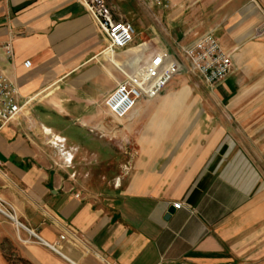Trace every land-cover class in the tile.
<instances>
[{
	"label": "crops",
	"instance_id": "0c3cea01",
	"mask_svg": "<svg viewBox=\"0 0 264 264\" xmlns=\"http://www.w3.org/2000/svg\"><path fill=\"white\" fill-rule=\"evenodd\" d=\"M108 1L135 27L128 48L81 0H0V69L23 105L0 130V196L46 242L0 212V264H264V153L236 150L235 110L167 91L208 31L233 59L228 93L238 69L263 72L264 0ZM161 50L179 73L113 118L106 96Z\"/></svg>",
	"mask_w": 264,
	"mask_h": 264
},
{
	"label": "built area",
	"instance_id": "2783aa9c",
	"mask_svg": "<svg viewBox=\"0 0 264 264\" xmlns=\"http://www.w3.org/2000/svg\"><path fill=\"white\" fill-rule=\"evenodd\" d=\"M149 9L170 8L172 0H139ZM85 8L91 13L98 27L106 34L110 47L125 49L135 41L136 30L133 23L119 16L118 8L108 0H81ZM7 57L14 55L10 43L4 45ZM185 59L193 72L199 74L209 86H217L225 81L232 72L233 59L224 49L213 31H208L193 43L182 46ZM31 62L27 60L26 66ZM180 63L176 59H169L164 51H159L152 60L142 66L133 67L126 73L124 80L118 83L113 92L104 99V104L113 118H125L143 98H154L179 73ZM18 86L0 69V130L14 120L22 111L23 105L19 101ZM27 102V101H25ZM1 165V162H0ZM175 208L187 207L184 202H176ZM0 212L15 220L18 227H25L39 241L46 243L34 230L20 222L0 196ZM65 239V235L61 236ZM53 249L59 251L55 246Z\"/></svg>",
	"mask_w": 264,
	"mask_h": 264
},
{
	"label": "rangeland",
	"instance_id": "374dc122",
	"mask_svg": "<svg viewBox=\"0 0 264 264\" xmlns=\"http://www.w3.org/2000/svg\"><path fill=\"white\" fill-rule=\"evenodd\" d=\"M135 1L131 0L133 4ZM156 27L163 28V21L157 16L153 17ZM251 70L238 69L236 72V84L232 87L231 93L226 91V79L217 86L207 85L196 72L189 67L184 68L182 72L170 84L169 90H179L186 85L192 95L188 104H193L195 109L219 108L222 110H235L236 116L230 118L232 125L236 127L235 137L230 135V140L236 143V150L242 148L248 141L253 157H257L253 152H259L261 155L262 146H264V71L257 72L254 68L253 75ZM250 74V75H248ZM127 123L120 126L124 128ZM247 126V128H243ZM125 135V134H124ZM124 141H129L130 136L125 135ZM229 139L228 136L226 140ZM246 148V149H247ZM262 157V156H260Z\"/></svg>",
	"mask_w": 264,
	"mask_h": 264
},
{
	"label": "water",
	"instance_id": "95a60500",
	"mask_svg": "<svg viewBox=\"0 0 264 264\" xmlns=\"http://www.w3.org/2000/svg\"><path fill=\"white\" fill-rule=\"evenodd\" d=\"M175 210V206H172L171 209H170V214Z\"/></svg>",
	"mask_w": 264,
	"mask_h": 264
}]
</instances>
